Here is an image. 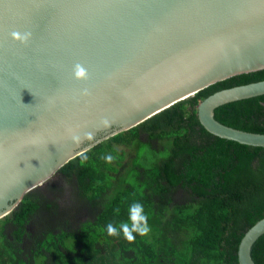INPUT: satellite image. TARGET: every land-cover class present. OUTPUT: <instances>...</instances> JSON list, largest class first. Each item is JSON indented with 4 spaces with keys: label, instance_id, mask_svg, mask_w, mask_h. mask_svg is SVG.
Instances as JSON below:
<instances>
[{
    "label": "water",
    "instance_id": "95a60500",
    "mask_svg": "<svg viewBox=\"0 0 264 264\" xmlns=\"http://www.w3.org/2000/svg\"><path fill=\"white\" fill-rule=\"evenodd\" d=\"M259 70L264 0H0V219L102 141ZM263 95L264 82L219 90L197 120L219 139L264 148V134L214 119L220 106ZM263 235L264 219L244 233L240 264H256Z\"/></svg>",
    "mask_w": 264,
    "mask_h": 264
},
{
    "label": "trees",
    "instance_id": "16d2710c",
    "mask_svg": "<svg viewBox=\"0 0 264 264\" xmlns=\"http://www.w3.org/2000/svg\"><path fill=\"white\" fill-rule=\"evenodd\" d=\"M259 82L264 70L217 82L75 158L57 172L73 189L68 207L39 188L0 219V264H103L107 249L112 264H240L244 233L264 219V148L210 135L196 107L219 90ZM214 119L264 134V95L220 106ZM121 145L135 148L124 180ZM150 151L156 160L136 165ZM134 204L149 231L129 241L122 225H131ZM252 257L264 264V235Z\"/></svg>",
    "mask_w": 264,
    "mask_h": 264
},
{
    "label": "rangeland",
    "instance_id": "374dc122",
    "mask_svg": "<svg viewBox=\"0 0 264 264\" xmlns=\"http://www.w3.org/2000/svg\"><path fill=\"white\" fill-rule=\"evenodd\" d=\"M144 135H142V139ZM104 142V141H102ZM158 145V144H157ZM159 149L161 146H158ZM116 150L123 151L124 152V158L121 163V165L124 167V171L121 172L122 175L119 176V178H123V175L126 176L128 174L129 169L132 165V162L135 158V148L133 146L126 147L124 145L121 146H115ZM154 153L152 151L147 152L146 154H142L141 160L139 158V162L136 163V165H140L143 167H148L152 162L156 160L154 157ZM156 156V155H155ZM139 157V156H138ZM115 161L116 158H114ZM125 178V177H124ZM123 178V180H124ZM40 190L43 192L44 195H46L50 200L58 204L59 208H66L69 206V203H71V199L73 198V189L71 185L68 183V181L63 177L60 176L58 173L49 181L47 182L43 187L40 188ZM152 234V233H150ZM116 243V242H115ZM114 251L111 249L109 251H105V253L102 255L103 259L99 260L103 264H112L114 263V258L110 257V255ZM100 264V263H97Z\"/></svg>",
    "mask_w": 264,
    "mask_h": 264
},
{
    "label": "clouds",
    "instance_id": "9594fccd",
    "mask_svg": "<svg viewBox=\"0 0 264 264\" xmlns=\"http://www.w3.org/2000/svg\"><path fill=\"white\" fill-rule=\"evenodd\" d=\"M12 35L16 39L21 38L18 33L14 32ZM75 74L78 78H84L86 76L85 70L79 65L76 66ZM142 213H143L142 206L140 204H134L131 208V215H130L131 225L130 226L128 224L122 225L124 235L129 241L134 239L133 236L134 232H138L140 235H146L149 231L147 225V218ZM107 231L109 235L112 236L117 235V229L112 225H108Z\"/></svg>",
    "mask_w": 264,
    "mask_h": 264
}]
</instances>
